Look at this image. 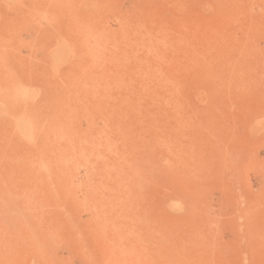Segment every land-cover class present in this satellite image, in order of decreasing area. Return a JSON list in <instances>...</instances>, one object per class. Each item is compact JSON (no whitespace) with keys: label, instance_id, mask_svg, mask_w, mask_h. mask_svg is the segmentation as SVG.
I'll use <instances>...</instances> for the list:
<instances>
[{"label":"rangeland","instance_id":"obj_1","mask_svg":"<svg viewBox=\"0 0 264 264\" xmlns=\"http://www.w3.org/2000/svg\"><path fill=\"white\" fill-rule=\"evenodd\" d=\"M0 264H264V0H0Z\"/></svg>","mask_w":264,"mask_h":264}]
</instances>
